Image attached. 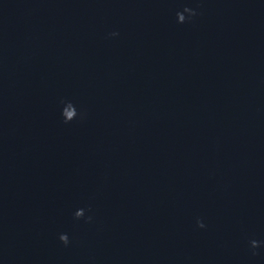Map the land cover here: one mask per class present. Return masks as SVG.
Wrapping results in <instances>:
<instances>
[{"label":"water","instance_id":"95a60500","mask_svg":"<svg viewBox=\"0 0 264 264\" xmlns=\"http://www.w3.org/2000/svg\"><path fill=\"white\" fill-rule=\"evenodd\" d=\"M0 264H264V0H0Z\"/></svg>","mask_w":264,"mask_h":264},{"label":"clouds","instance_id":"9594fccd","mask_svg":"<svg viewBox=\"0 0 264 264\" xmlns=\"http://www.w3.org/2000/svg\"><path fill=\"white\" fill-rule=\"evenodd\" d=\"M184 12L190 14L189 17H188L189 19L192 18V17H195L197 15V13L194 10H192L190 8H187V7L184 8L183 13ZM177 16H180V21L181 22H179V23L183 24V23L186 22V19L183 16H181V13H177ZM112 35L113 36H116V35H118V33H112ZM64 121H65V123H68V121H66V120H64ZM84 214H85L84 213V210L83 209H80V211L75 214V218L76 219H81V218L84 217ZM89 220H91V217H89ZM198 226L200 228H204V224L203 223L198 222ZM59 239H60V241H61L62 244H64L65 246H68V244H69V238H68V236L66 234L60 235ZM251 247L253 249H256L257 247H259V244L256 241L253 240L251 242ZM253 254L255 255L256 253L254 252Z\"/></svg>","mask_w":264,"mask_h":264}]
</instances>
